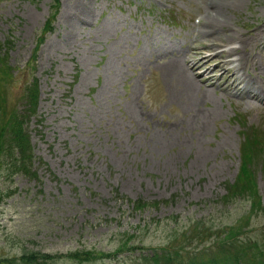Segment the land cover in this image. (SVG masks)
<instances>
[{"label": "rangeland", "instance_id": "rangeland-1", "mask_svg": "<svg viewBox=\"0 0 264 264\" xmlns=\"http://www.w3.org/2000/svg\"><path fill=\"white\" fill-rule=\"evenodd\" d=\"M213 1L0 0V43L8 41L5 58L13 69L12 76L3 75L0 129L21 115L20 100L35 81L36 113L27 131L34 153L51 171L35 162L40 183L20 174L9 180L0 172V259L20 264L24 253L111 252L126 239L136 247L132 257L174 251L187 239L192 254L208 252V245L222 241L211 236L197 243L194 226L230 224L247 212L242 199L220 204L245 149L260 198L245 221L247 237L262 243L264 104L257 98L264 97V0L220 7ZM47 22L53 30L41 36ZM204 23L214 25L216 38L243 41L238 52L244 51L248 67L240 69L252 97L216 88L230 81L223 79L228 74L220 78L223 70H213L214 58L188 74L194 99L203 90L206 99L195 110L184 106L171 54H180L185 70L193 60L183 57L206 56L210 50L199 35ZM5 52L0 48V57ZM206 69L207 88L195 76ZM198 111L206 114L204 123ZM137 200L159 203L137 210L131 203ZM126 232L133 238L121 237ZM258 249V264H264V247ZM128 256L56 264H120Z\"/></svg>", "mask_w": 264, "mask_h": 264}, {"label": "bare ground", "instance_id": "bare-ground-1", "mask_svg": "<svg viewBox=\"0 0 264 264\" xmlns=\"http://www.w3.org/2000/svg\"><path fill=\"white\" fill-rule=\"evenodd\" d=\"M226 1H231V0H214L213 1V5L217 4L219 7L222 5V3L226 2ZM201 29V33H199V35L201 34L202 37H205L206 39V44L205 47H207L208 49H210V53L205 56L208 58H217L219 59V61L221 62L220 64H216V67L219 68L221 66V68L224 70V72L222 73V77L224 74H228V81H230L229 84L227 83H220L218 84L217 88L230 96H237L238 93H243L246 94L248 93V80H246L243 76H242V72H240V67H243V69H246L248 67V65H246V63L243 62V52L239 51V47L236 48V46L234 45L233 47H229L228 45H225L226 42H230L229 40H223V38L221 37V39L216 38L219 37L216 32H215V27L214 25L212 26H208L206 23L203 24V27H200ZM216 36V37H215ZM228 38V37H227ZM235 39V38H234ZM242 40H240V43L242 44ZM247 45V43H246ZM216 47H223L221 51H217ZM232 54H236V57L233 58H229L230 55ZM198 54H191L189 55L187 58L194 60V57L197 56ZM174 60L171 61V63L173 62V66L169 65L170 69H171V73L173 78H176V80L179 83V86L181 88L180 93L183 94V99H184V106H186V108L188 109L189 107H193L194 106V110L197 109V103L199 100L206 98L205 93L201 94L199 98L197 96V98L194 99V95L193 93L195 92V85L193 80L190 78L191 76H189L190 71L185 70L184 68H182L179 64V58L177 55H174ZM224 57V58H223ZM202 59H197L194 62H192V68L193 69H198L200 68L202 65ZM185 62L186 59L184 58ZM244 61H248V60H244ZM251 62V61H250ZM204 64V63H203ZM189 74V75H188ZM209 72L205 73V75H208ZM202 81V80H201ZM262 86L264 87V81L261 82ZM205 87L208 86V84L204 85ZM248 90V91H247ZM262 94H264V89H261ZM204 92V91H203ZM198 116H196L198 118L199 121H202V123H204L206 121V117H205V113L204 111H198L197 113ZM195 116V115H192ZM187 120L190 121L189 118H187ZM206 154H204L203 156L205 157Z\"/></svg>", "mask_w": 264, "mask_h": 264}, {"label": "trees", "instance_id": "trees-1", "mask_svg": "<svg viewBox=\"0 0 264 264\" xmlns=\"http://www.w3.org/2000/svg\"><path fill=\"white\" fill-rule=\"evenodd\" d=\"M33 98V102H35V95ZM34 110V108H33ZM26 116V115H25ZM24 126L23 124H17L16 122L14 125L8 127L9 133H11V161L10 163L12 170H18L23 172L25 175H28L30 178L36 177V173L34 170H32L31 167V161H32V155L30 152V146L28 143V137L26 136V133L24 132ZM4 145V142L0 139V149ZM247 179V174L245 172V169L242 168V176L240 177V181H245ZM232 188L229 187V191L232 192ZM35 257L36 254H33L31 257L27 255L26 258H21L20 264H37L35 263ZM0 264H17L13 261H0ZM39 264H46L45 262L39 263ZM204 264V263H200Z\"/></svg>", "mask_w": 264, "mask_h": 264}]
</instances>
